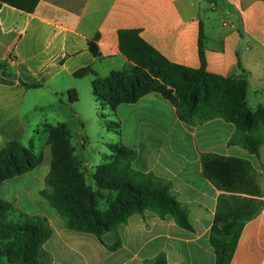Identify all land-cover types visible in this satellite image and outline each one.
<instances>
[{"label":"crops","instance_id":"crops-1","mask_svg":"<svg viewBox=\"0 0 264 264\" xmlns=\"http://www.w3.org/2000/svg\"><path fill=\"white\" fill-rule=\"evenodd\" d=\"M122 30L137 31L167 61L192 69L200 68L202 34L206 70L246 79L249 108L264 106V0H39L33 13L3 4L0 148L10 141L34 146L36 135L47 137L46 126L68 128L65 111L54 117L52 110L73 109L74 117L80 118L79 103L87 92L92 96V81L128 68L119 50ZM96 36L98 58L87 47ZM83 68L92 73L74 77ZM72 89L78 94L75 104L68 100ZM111 116L121 125L118 142L136 151L134 169L171 183L193 230L145 211L104 237L108 245L120 240L113 251L93 235L67 230L57 212L36 199L49 171L37 172L45 160L50 163L46 138L39 153L41 165L0 185V198L18 212L47 219L52 235L43 245L45 264H148L160 255L166 264H215L209 232L222 191L203 177L200 156L213 153L250 161L264 195V146L258 157L228 146L232 125L215 119L187 126L157 94L122 104ZM23 181L28 182L21 186ZM230 264H264V206L242 229Z\"/></svg>","mask_w":264,"mask_h":264},{"label":"trees","instance_id":"trees-1","mask_svg":"<svg viewBox=\"0 0 264 264\" xmlns=\"http://www.w3.org/2000/svg\"><path fill=\"white\" fill-rule=\"evenodd\" d=\"M38 2L0 0V7L6 4L33 13ZM202 38L200 34V68L192 69L167 61L137 31H119V50L128 61V68L95 78L91 97L114 115L122 104H134L146 95L157 94L175 108L179 121L187 126L215 119L232 125L234 132L228 146L258 157L264 146V106L249 108L246 79L223 77L206 70ZM97 39L96 36L88 41L87 46L95 58L99 57ZM91 73L90 68H83L74 77L83 79ZM68 100L70 104L78 101L75 90L68 91ZM102 122L108 132L121 134L118 121ZM45 132L50 163L38 196L57 212L67 230L93 235L110 251L120 247V240L108 245L104 237L145 211L162 220L171 217L178 227L193 230L186 209L172 194L171 183L134 169L135 150L120 142L108 143L109 154L95 167L90 185L82 162L75 155L67 126H46ZM42 161L43 155L36 153L33 145L26 148L19 141L7 142L0 148V185L32 173ZM200 163L203 177L222 191L209 232L215 264H230L242 229L264 206V195L250 161L202 153ZM101 201L106 206L103 210L99 208ZM11 213H17L18 219L10 224L7 217ZM51 235L46 218L20 213L11 202L0 198V264H45L48 256L43 245ZM148 264H166L165 257L160 255Z\"/></svg>","mask_w":264,"mask_h":264},{"label":"rangeland","instance_id":"rangeland-1","mask_svg":"<svg viewBox=\"0 0 264 264\" xmlns=\"http://www.w3.org/2000/svg\"><path fill=\"white\" fill-rule=\"evenodd\" d=\"M120 67L118 70H122ZM87 92L84 97H82L79 103V109L81 111L80 118L74 117L73 109H61L52 110L50 115L58 117L62 115V111H65L66 117L68 119V130L71 134V144L75 148V155L82 162L83 172H85L87 183L93 185L91 176L96 166L100 165L103 160V156L108 154L106 149V144L117 143V136H113V132H107L103 126L102 121H115L110 115V111L103 107L101 108L99 104H93L92 97H90ZM94 105V106H93ZM37 115H41L38 112ZM102 115L104 118L101 119ZM65 117V118H66ZM36 118V115H35ZM46 134L40 133L34 138V150L36 153H42L46 144ZM82 139L84 140V146L82 144ZM24 146L29 148L27 141L24 142ZM264 154V151L263 153ZM263 156V155H262ZM49 169L48 160H45L43 164L38 168L37 172H47ZM42 170V171H41ZM36 172V171H35ZM34 174V173H33ZM42 174V173H41ZM28 181H23L21 186H24ZM42 185V183H39ZM40 202H44L49 208L48 203L44 201L41 197L36 196ZM99 208L101 210L105 209V203L100 202ZM51 210H53L51 208ZM18 219V214H9L7 217L8 223H14Z\"/></svg>","mask_w":264,"mask_h":264}]
</instances>
